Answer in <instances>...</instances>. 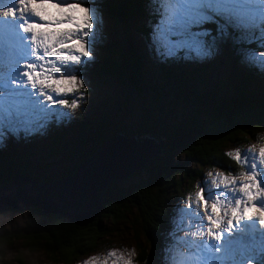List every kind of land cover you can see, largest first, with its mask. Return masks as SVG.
<instances>
[{
    "label": "snow or ice",
    "instance_id": "snow-or-ice-1",
    "mask_svg": "<svg viewBox=\"0 0 264 264\" xmlns=\"http://www.w3.org/2000/svg\"><path fill=\"white\" fill-rule=\"evenodd\" d=\"M152 3L160 16L151 35L159 58L204 59L219 38L231 37L242 61L264 73V51L242 46L264 47V0ZM207 23L217 25L211 41ZM101 25L90 0H0V142L40 132L69 119L64 109L80 107L87 88L75 66L93 58ZM225 155L240 170L208 171L177 207L165 264H264V148ZM133 254L113 248L102 261L91 256L81 264H134Z\"/></svg>",
    "mask_w": 264,
    "mask_h": 264
},
{
    "label": "trees",
    "instance_id": "trees-1",
    "mask_svg": "<svg viewBox=\"0 0 264 264\" xmlns=\"http://www.w3.org/2000/svg\"><path fill=\"white\" fill-rule=\"evenodd\" d=\"M99 4L112 24L113 32L121 34L126 44L121 50H106L96 73L127 84L139 93L143 82L141 57L131 44L130 32L133 27L146 41L149 27L144 22L134 25L133 21L146 18L149 25L156 24L160 19L158 12L152 0H101ZM246 45L254 46L255 43L242 46ZM168 62L169 70L162 74L163 79L183 77L174 74L180 63L174 59ZM256 80L253 71L239 74L232 85L234 95L219 97L216 91L205 92L203 97L207 99L206 104L193 108L178 119L174 116L169 120L155 114L151 116L146 110L140 115L134 130L122 127L110 130L108 118L100 113L94 127L81 124L76 133L74 124L69 125V131L76 135L75 144L64 139L67 129L51 134L49 146L44 150L45 157L62 158L67 162V167L53 176H43L42 182H53L72 174L114 133L139 138L153 137L161 143L162 150L122 180L110 181L101 193L98 213L84 226L66 223L58 215H44L41 210L30 208L24 225V228L31 229L27 234H22V229L9 232V236L0 233V259L6 247L14 240L24 238L28 240L23 242L24 245L42 242L45 254L51 260L71 262L76 256L93 252L98 239L111 233L112 229L99 225L100 218H104L111 223L129 222L137 251V264H154L153 259L163 264V257L159 253L164 250L162 245L172 229L171 218L166 217L167 213L171 214V209L169 211L165 203L169 188L179 189L184 182L191 187L195 180L193 177L197 178L200 170L205 168H217L224 173L239 171L238 167L235 170L234 161L225 155L226 144L237 141L245 145L248 138L264 134V92L256 89ZM171 111L168 110L166 115ZM79 122L85 123L86 120ZM179 154L183 157L182 161L174 162ZM188 164L196 168H187ZM29 166L30 162L22 156H13L11 152L1 155L0 177L4 176V179H0V186L16 174L33 176V168ZM128 216L131 220H128ZM139 238L143 245L139 243Z\"/></svg>",
    "mask_w": 264,
    "mask_h": 264
},
{
    "label": "rangeland",
    "instance_id": "rangeland-1",
    "mask_svg": "<svg viewBox=\"0 0 264 264\" xmlns=\"http://www.w3.org/2000/svg\"><path fill=\"white\" fill-rule=\"evenodd\" d=\"M90 2L97 7L102 19V25L100 27V37L93 45V58L90 60L86 59L82 65L75 66L87 88V93L80 103V107L75 111L64 109V111H69V119H65L59 123L53 121L40 132L30 135L21 133L18 136L9 134L3 142H0V156L6 152H11L13 156H22L23 159L30 162L29 167L33 168V172L31 173L33 176L28 177L34 178L35 176L38 180L43 181V176H53L66 168L67 162L62 158L57 156L53 158L45 157L44 150L49 146V136L57 133L60 129H67L68 132L64 139L71 144H75L76 135L74 132L69 131V125L74 124L73 128L76 130V133L81 124L94 127L97 124V116L100 113L108 118L110 130L120 127L125 130H134L140 115L145 113L146 110L149 111L151 116L155 114V116L159 118L164 117L166 120L174 116L178 119L193 108L197 109L205 105L207 102V99L203 97L205 92L216 91V95L219 97L234 95L235 90L232 89L233 82L238 80L239 74L251 71L254 72V76L257 78L256 83H258V87L256 89L264 92V73L254 67L248 66L242 61L241 57L237 54V47L233 46L231 37L219 38L214 54L204 59H186L183 58V53L177 58L161 59L155 53L151 42L155 23L149 25L146 18L135 19L133 21L134 25L144 22L146 27H149L146 41L135 32L133 27L130 32L131 44L141 57L143 82L140 84L139 93L127 84L98 75L96 71L100 66L103 53L109 48L121 50L126 42L121 34L113 32L112 24L99 4L101 0H90ZM157 16L160 18L159 13ZM205 25H208V27H205ZM205 25L202 26L203 29H207L211 33L205 39L211 41L213 37L217 36V25L215 23H207ZM254 43V46L246 45L244 47L255 49L258 52L264 51V47L258 46V41ZM170 59L177 60L180 63L179 68L175 69L174 74L183 77L179 79H163L162 74L169 70L168 60ZM191 71L194 73H190ZM66 98L71 99L72 97ZM168 110L172 111L169 115H166ZM81 120H86V122H79ZM236 147L243 149L251 147L252 151L258 155L260 149L264 148V134L255 136L252 139L248 138V142L245 145L237 141L228 143L224 151H232ZM182 159V155L179 154L175 157L174 162H181ZM187 168H196V166L188 164ZM236 168L237 165L235 164V170ZM208 171L220 170L217 168L202 169L197 178H195L196 176L193 177V180H195L191 184V187H189L187 182H184L179 189L169 188L165 203L167 209L169 211L171 209V214L167 213L166 217L167 219L168 217L169 219L171 218L172 229L174 227L173 218L176 215L177 207L183 206V202L189 193L194 194L198 190L197 185L204 183ZM3 177H0V179H4ZM29 206L24 211L11 209L10 205L3 206L0 209V233H2V236H9V232L24 229L25 221L30 215L29 209H39L37 206ZM228 214L230 216V210ZM128 220H131L130 216H128ZM99 225L101 228L112 229L111 233L106 237L98 239L93 252L83 256H76L71 262L53 261L51 257L45 254L42 242H37L32 246L30 243L24 245L23 242L27 239L19 238L14 240L3 251L0 264H81L82 261L88 260L91 256H99L102 261L106 252L113 248L134 250V254L130 258L134 261V264H137L135 261L137 251L129 222L111 223L104 218H100ZM169 233L162 245L164 250L159 253L163 257V264H165V249L170 242ZM179 235H183V233L181 232ZM139 240V243L143 245L142 239L139 238ZM125 258H129L127 253H125ZM153 261L154 264H158L154 259ZM108 264H112L111 259Z\"/></svg>",
    "mask_w": 264,
    "mask_h": 264
},
{
    "label": "water",
    "instance_id": "water-1",
    "mask_svg": "<svg viewBox=\"0 0 264 264\" xmlns=\"http://www.w3.org/2000/svg\"><path fill=\"white\" fill-rule=\"evenodd\" d=\"M161 150V143L153 137L139 138L135 135L125 136L119 132L114 133L68 176L53 182H42L24 173L14 175L5 185L0 186V209L10 205L11 209L24 211L30 207L29 205L37 206L44 215L55 214L66 223L84 226L90 223L98 213L101 193L110 181L122 180L141 168L147 159L159 154ZM109 153H114L115 156L107 161L105 168L112 163V173L107 181L92 196H89L86 180L80 179V182L74 180L83 173L93 172L92 166L104 162L105 155ZM30 230V227H26L21 232L27 234Z\"/></svg>",
    "mask_w": 264,
    "mask_h": 264
},
{
    "label": "bare ground",
    "instance_id": "bare-ground-1",
    "mask_svg": "<svg viewBox=\"0 0 264 264\" xmlns=\"http://www.w3.org/2000/svg\"><path fill=\"white\" fill-rule=\"evenodd\" d=\"M104 150V148H103ZM118 153V152H116ZM112 156H115V154H107L105 155L104 157V162H101V164H96V165H93L92 168H93V172H90L88 174L86 173H83L81 176H79L77 179H75L74 181L78 180V182H80V179L83 181V180H86L87 182V185L89 186V191H88V194L89 196L93 195L94 192L99 189L106 181L107 179L109 178L110 176V173L111 170H112V163L107 167L105 168V165L107 163L108 160L111 159ZM117 156V155H116ZM116 160V159H115ZM119 160V159H118ZM103 161V160H102ZM113 162V161H112ZM117 163V162H116ZM120 167V166H119ZM114 170V169H113ZM83 172V171H82ZM89 172V171H88ZM81 173V172H80ZM85 182V183H86ZM81 185V184H80ZM65 187V186H64ZM82 187V185H81ZM84 187V186H83ZM63 188V187H62ZM76 188V187H75ZM64 190V189H63ZM67 190V188H66ZM73 190V189H72ZM74 192V190H73ZM96 195V194H95ZM86 196V195H85Z\"/></svg>",
    "mask_w": 264,
    "mask_h": 264
}]
</instances>
